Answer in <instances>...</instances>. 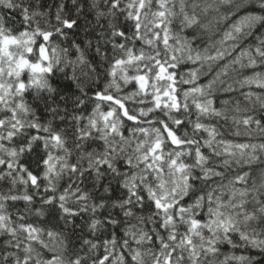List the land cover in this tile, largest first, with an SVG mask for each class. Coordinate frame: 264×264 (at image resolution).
Segmentation results:
<instances>
[{
  "label": "snow or ice",
  "instance_id": "1",
  "mask_svg": "<svg viewBox=\"0 0 264 264\" xmlns=\"http://www.w3.org/2000/svg\"><path fill=\"white\" fill-rule=\"evenodd\" d=\"M0 264H264V0H0Z\"/></svg>",
  "mask_w": 264,
  "mask_h": 264
}]
</instances>
